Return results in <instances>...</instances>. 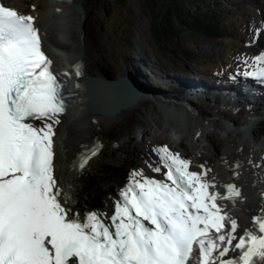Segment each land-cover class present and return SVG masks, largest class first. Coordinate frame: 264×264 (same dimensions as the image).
<instances>
[{"label":"snow or ice","instance_id":"6c2138e0","mask_svg":"<svg viewBox=\"0 0 264 264\" xmlns=\"http://www.w3.org/2000/svg\"><path fill=\"white\" fill-rule=\"evenodd\" d=\"M253 66L245 75L264 81V53ZM58 75L68 73L52 70L35 17L0 2V264H264V208L240 234L220 201L234 206L241 189L217 191L210 168L191 171L167 146L149 164L165 178L130 173L110 216L66 207L54 164L66 112ZM100 147L80 157V170Z\"/></svg>","mask_w":264,"mask_h":264},{"label":"bare ground","instance_id":"6f19581e","mask_svg":"<svg viewBox=\"0 0 264 264\" xmlns=\"http://www.w3.org/2000/svg\"><path fill=\"white\" fill-rule=\"evenodd\" d=\"M5 1L14 7L26 0ZM58 1L53 0L54 10L47 9L48 11L41 14L38 29H41L39 32L42 49L52 61V69L58 74L68 73V75H58L64 90L70 95L64 113L65 120L57 127L54 138L55 176L58 178V186L61 189L60 199L73 211L81 213L96 211L110 216L114 211V202L119 199L120 190L129 181L130 173L143 170L144 175L149 178L160 180L165 178L164 170L160 172L161 178H159L158 173L153 172L143 163L145 160V163L156 166L153 154L141 153L137 148L143 139L136 137L135 143L127 137L119 139L115 134H111V131L115 132L118 127H125L128 131L130 122L133 120L141 125L145 123L150 125L148 134H151L155 127L162 128L164 131L168 130L160 123L158 124L157 112L154 108L148 107L149 103L142 99L145 97V91L141 85L126 74L137 83L141 90L135 102L115 112L93 111L90 108L91 92L88 78L90 75L102 76L100 61L91 52L86 35L87 25L84 20L86 14L80 12L83 7H88L90 0ZM76 4L83 7L77 8ZM75 7L80 11H77ZM55 57H59L60 60L55 61ZM77 64L81 66L80 76H77L75 72L74 66ZM184 69L175 62L168 70L176 72ZM128 70L137 77L139 82L142 83L145 80L142 75L144 70L142 71L133 63L129 64ZM191 72L192 75L190 74L189 78L181 74L165 76L162 78L164 82L162 85L152 89L149 87L148 91L160 97L161 108L168 113L172 108L175 112L173 114L178 115V118L171 117L170 131L172 142L183 148L178 150L171 144L168 147L169 150L190 160L191 171L200 172V165L210 168L212 171L209 173V178L215 177L217 191L223 193L225 190L222 185L227 183H234L241 189L243 199L237 200L234 206L226 201H220V203L224 204L229 214L237 219L241 226L238 232L242 234L243 229L251 225V218L261 215V209L264 208V81L256 77L238 76L233 77L234 79L232 78L233 80L229 83L222 81L217 83L218 78L203 79L197 77L194 74L195 71ZM210 80L213 81L210 82ZM173 88L184 92L195 89L215 98L218 101L216 115L211 111L203 112L200 109L196 111L198 113L180 110L179 114L177 103L179 107L184 104L183 96ZM167 91L168 96L176 101L175 105L165 97ZM112 94L114 95V92H107L109 97L113 96ZM229 108L237 109L243 114L245 108H256L258 111L245 118L242 115L237 118L226 114L225 111ZM137 113L140 114L139 118L136 117ZM223 122L234 126L225 129ZM243 125L251 126L254 136L261 142L260 145L254 143L250 134L243 129ZM96 145H101L98 154L89 160L83 170H80L78 167L80 157L88 155ZM112 150H121L122 157L135 160L137 167L134 166L126 172L127 170L120 167L109 165L106 157ZM249 160L252 161L251 164ZM193 162L196 165H193ZM237 162L241 165L238 169L235 168ZM253 165H261V167ZM233 171L238 172L239 176H234ZM101 196L105 197V203L98 201Z\"/></svg>","mask_w":264,"mask_h":264},{"label":"rangeland","instance_id":"374dc122","mask_svg":"<svg viewBox=\"0 0 264 264\" xmlns=\"http://www.w3.org/2000/svg\"><path fill=\"white\" fill-rule=\"evenodd\" d=\"M3 1L11 5L5 0ZM148 1L90 0L88 7L81 6L83 7L82 11L76 7L75 9L86 14L84 17L87 25L86 35L91 52L100 61L102 76L120 77L126 74L133 77L145 91V97L142 99L149 103L148 107L154 108L157 112L158 124L160 123L168 130L164 131L162 128L155 127L152 129V133L148 134L147 130L151 129L150 125L146 123L141 125L138 121L133 120L130 122V130L126 131L125 127H118L115 132L111 131V134H115L119 139L130 138L135 143L137 142L136 137L143 139L137 145L138 150L141 153L153 154L154 165L159 166L161 163L160 153L155 150L163 146L169 147L171 144L178 150L183 147L172 142L170 131L171 117L178 118V115L173 114L175 112L172 111V108L169 109V113L161 108L160 97L148 91L149 87L151 89L159 87L164 83L162 78L168 75L181 74L189 78L190 74L192 75L191 71H195L194 74L203 79L216 80L218 78L217 83L220 81L229 83L234 79L233 77H247L246 72L255 70L254 58L264 53V0H213L210 4L220 9L227 23L232 25L227 37H209L183 32L161 40L155 36ZM194 1L196 0H191L192 3ZM14 7L22 14L35 17L37 28L41 14L49 9H55L53 0H26ZM186 51L196 53L197 56L189 58L186 56ZM54 60L59 61L60 58L55 57ZM175 62L185 69L176 72L168 70ZM131 63L142 71L144 70L143 73H147L146 75L142 73L145 77L144 84L139 82L137 77L128 70ZM212 81L210 80V82ZM168 91L165 97L175 105L176 101L168 96L171 89ZM174 91L183 96L184 104L179 107L177 103L179 114L180 110L198 113L196 111L200 109L203 112L204 110L211 111L216 115L215 109L218 106V101L215 98L195 89L185 92L181 89H174ZM247 108L244 109V114L233 108H229L225 112L227 115L237 118L242 115L245 118L258 111L256 108ZM64 115L60 116V124L65 120ZM136 117L139 118L140 114L137 113ZM36 123L39 124V122ZM223 124L225 129L234 126L228 122H223ZM218 138L220 137L218 136ZM219 143L222 142L219 141ZM122 155L121 150H112L108 152L106 160L109 165L120 167L127 170L126 172H129L134 166L137 167L135 160L124 158ZM143 161L149 167V164L145 163V160ZM193 165L196 163L193 162ZM162 170L166 171V169ZM158 174L157 177L161 178V173ZM55 178L58 179L57 176ZM162 178H164L163 175ZM98 201L105 203L106 199L101 196Z\"/></svg>","mask_w":264,"mask_h":264},{"label":"trees","instance_id":"16d2710c","mask_svg":"<svg viewBox=\"0 0 264 264\" xmlns=\"http://www.w3.org/2000/svg\"><path fill=\"white\" fill-rule=\"evenodd\" d=\"M213 0H149L148 7L158 39L194 33L209 37H227L232 25L227 23L220 9L213 7ZM194 58L196 53L186 51Z\"/></svg>","mask_w":264,"mask_h":264},{"label":"water","instance_id":"95a60500","mask_svg":"<svg viewBox=\"0 0 264 264\" xmlns=\"http://www.w3.org/2000/svg\"><path fill=\"white\" fill-rule=\"evenodd\" d=\"M75 6L81 8L80 4ZM88 79L91 92L90 108L93 111L115 112L135 102L141 92L137 83L126 75L120 77L90 75ZM107 92H114V95L109 97ZM245 130L254 139L251 126H245Z\"/></svg>","mask_w":264,"mask_h":264}]
</instances>
